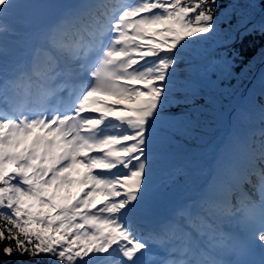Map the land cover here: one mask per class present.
Returning <instances> with one entry per match:
<instances>
[{"label": "snow or ice", "instance_id": "1", "mask_svg": "<svg viewBox=\"0 0 264 264\" xmlns=\"http://www.w3.org/2000/svg\"><path fill=\"white\" fill-rule=\"evenodd\" d=\"M17 4L36 3L0 0V21ZM216 10L217 0H77L32 34L13 37L14 66L0 54V184L27 191L0 189L15 193L8 202L0 198V259L264 264V227L249 228L253 217L264 214V167L245 176L227 155L221 159L223 178H214L197 204L196 228L206 241L193 240L185 211L175 210L183 222L157 212L181 169L162 170L154 181V162L184 140H203L199 132L222 117V101L232 95L221 87L233 75L232 61L217 51L230 41L195 45L190 57L176 55L185 42L219 32ZM253 28L264 33V24ZM9 30L16 31L0 23V38ZM260 58L264 50L249 67ZM181 60L183 68H177ZM258 86L264 95V75ZM21 88L39 102L27 110L10 103V94ZM61 89L75 90L67 105L55 101ZM250 101L232 106L234 119ZM259 149L264 153V142ZM252 176L258 204L242 191ZM64 189L71 190L67 198ZM223 221L235 222L238 233H221L217 223ZM153 233L175 242L160 250ZM257 251L258 261L246 258Z\"/></svg>", "mask_w": 264, "mask_h": 264}, {"label": "trees", "instance_id": "2", "mask_svg": "<svg viewBox=\"0 0 264 264\" xmlns=\"http://www.w3.org/2000/svg\"><path fill=\"white\" fill-rule=\"evenodd\" d=\"M27 6L20 4L10 6L6 16L15 18L22 14ZM215 15L222 21L219 23V32L211 39H194L191 44L185 42L183 47H178L176 55L190 57L192 48L195 45L203 44L205 47H208L213 41H230V43H224L217 49L218 52H226L228 59L232 61L233 75L231 78L221 81V87L231 90L232 93L231 96L225 97L222 101L220 111L224 113L225 109L232 104V99L238 87L248 84L254 74H258L259 77L264 75V58L256 59L254 65L249 67L254 58H257L261 51L264 50V33L253 28L254 25L264 24V0H236L235 3L233 0H217ZM0 23L3 22L0 21ZM6 25L9 26V29L14 28L11 24ZM14 36H21L20 30H16L15 33L9 30L2 37L0 53L6 55L7 59L18 55ZM233 52L237 53V55L233 56ZM149 64H151V61H149ZM183 66V60H181L176 67L183 68ZM20 92H22V95L19 94V91L15 93L18 99L25 101L30 99L31 95L25 93L26 89L21 88ZM31 94L39 99L34 92H31ZM256 97L258 109L261 111V121L264 122V113H262L264 96L256 92ZM170 111L175 113L179 109L173 108ZM221 120L222 117L219 120H213L208 125L207 131L199 132V136L204 137L203 140L199 138L184 140L182 147H170L164 159L154 162L152 169L154 181L158 179L162 170L171 171L181 169L176 174L172 184L166 188L165 200L178 197L190 198L192 196L196 190V181L208 173L205 161L211 156L213 143L220 134L219 126L222 123ZM262 142H264V129L258 127L251 117L242 114L240 118L232 123L230 133L227 135L222 150L231 159L230 162L234 171L239 174V168L242 163L243 167L246 168L248 176L252 173V171L248 170V162L258 160L260 167H264V153H261L259 149ZM219 164L220 162H215V169L211 175L210 182L214 178L217 180L223 178L219 174ZM245 185L249 189L246 195L249 202H252L255 199L256 188L258 187L256 177L252 176L251 181ZM12 187L27 191V186L22 187L19 184L14 185L11 182L0 184V189H10ZM70 191V189H64V198H67V194ZM53 194L55 195L56 193L54 192ZM9 195H15V193L0 191V198L5 202H8ZM74 210L78 211V209ZM180 210L185 211L191 216L192 224H194V220H198L196 215L193 216V213H196V208L192 199H189L186 207ZM182 218L186 219V217ZM0 219L3 218L0 217ZM0 264H53V261L46 256L29 259L27 257L13 255L10 258L0 259Z\"/></svg>", "mask_w": 264, "mask_h": 264}, {"label": "rangeland", "instance_id": "3", "mask_svg": "<svg viewBox=\"0 0 264 264\" xmlns=\"http://www.w3.org/2000/svg\"><path fill=\"white\" fill-rule=\"evenodd\" d=\"M39 4L42 5V3H40V2L36 3L35 5H39ZM32 6H33V5H32ZM31 9H33L34 11H33V14H30V15H31L30 18L35 19V18L37 17V15H38V9H37V8H34V6L31 7ZM7 18H8V19H13V18H11V17H9V16H7ZM2 22H3L4 24H8L7 21H5V20H3ZM28 22H29V20H28ZM31 24H32V23H31ZM1 43H2V38H0V45H1ZM258 80H259V77H258V76H253V78H252L251 81H250V82H251V83H250V84H251L250 87H251L252 89H254V87L256 86V83L258 82ZM257 84H258V83H257ZM60 95H63V92H61ZM246 98H247V96H246ZM35 102H36V101H35ZM259 217H261V215H259ZM224 223H227V224H226L227 226H232V225H234L233 223H229L228 221L218 222V223H217V228H218V230L221 228L222 224H224ZM249 228L251 229L252 226L250 225ZM195 233H196L198 236H202L203 238H206V240H207V237L204 236V235H202L200 231L197 230Z\"/></svg>", "mask_w": 264, "mask_h": 264}, {"label": "bare ground", "instance_id": "4", "mask_svg": "<svg viewBox=\"0 0 264 264\" xmlns=\"http://www.w3.org/2000/svg\"><path fill=\"white\" fill-rule=\"evenodd\" d=\"M259 216L258 215H256L254 218H258ZM223 227H221V229H222Z\"/></svg>", "mask_w": 264, "mask_h": 264}]
</instances>
